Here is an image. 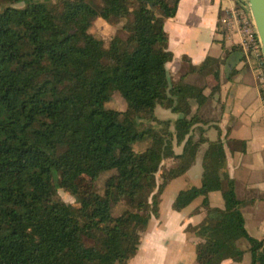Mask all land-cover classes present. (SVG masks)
<instances>
[{"label":"trees","instance_id":"1","mask_svg":"<svg viewBox=\"0 0 264 264\" xmlns=\"http://www.w3.org/2000/svg\"><path fill=\"white\" fill-rule=\"evenodd\" d=\"M179 2L0 0V264H128L159 216L164 188L205 144L200 186L179 191L171 209L201 199L206 219L190 230L200 264L239 259V239L250 245V264H264V241L247 234L222 167L223 144L205 137L203 89L171 84L166 70L164 25ZM236 8L244 9L238 0ZM97 19L122 24L124 34L95 38ZM233 52L244 59L238 46ZM114 94L124 110L105 107ZM158 105L178 118L159 120ZM102 176V194L83 197L80 181L89 191L87 180ZM56 190L78 205L57 199ZM212 192L223 209L210 207Z\"/></svg>","mask_w":264,"mask_h":264},{"label":"crops","instance_id":"2","mask_svg":"<svg viewBox=\"0 0 264 264\" xmlns=\"http://www.w3.org/2000/svg\"><path fill=\"white\" fill-rule=\"evenodd\" d=\"M235 1L180 0L176 15L164 25L168 35L167 50L172 54L166 70L169 77L175 75L182 79L187 75V64L183 62V58L187 57L193 67H198L213 57L223 63V75L227 84L219 91L220 97L213 99L215 108L222 104L221 118L218 124L204 127L205 137L210 142L219 139L223 144L225 160L222 167L234 180L244 228L251 238L264 241V98L260 94L253 59L244 56L245 61L251 59L248 66L239 53L229 54L238 42V36L234 34L224 40L223 47L219 42H214L223 40L218 33V16L222 6L226 7L225 10L234 9ZM238 1L245 9L247 0ZM212 94L214 91L208 88L203 90V95L207 98L212 97ZM194 109L195 107L192 112ZM155 114L161 121L168 118L173 122L178 118L177 114L159 105ZM217 127L221 130L208 137L212 128L216 130ZM206 148V144L201 146L194 165L186 174L172 180L164 188L160 197L159 216L149 220L141 235L135 264H193L196 244L193 243L190 230L204 223L206 209L200 207L201 199L181 212L173 211L171 205L179 191L189 188L187 184L190 187L200 186L202 156ZM174 185L179 187L170 198L165 199L166 192ZM208 199L211 208L223 209L224 203L219 192L210 193ZM235 245L244 254L235 261L226 260L222 264H250L249 243L245 239H239ZM170 252L171 261L168 254Z\"/></svg>","mask_w":264,"mask_h":264},{"label":"rangeland","instance_id":"3","mask_svg":"<svg viewBox=\"0 0 264 264\" xmlns=\"http://www.w3.org/2000/svg\"><path fill=\"white\" fill-rule=\"evenodd\" d=\"M57 0H37V2L40 3H44L47 6H51L53 3H55ZM237 3V0L235 1V5ZM226 8L225 6H222V9L220 10V15L225 11ZM236 8V6H235ZM244 13L249 15V8L248 5H246L245 9H243ZM220 19H218V33L221 37V39H228L230 37H232L234 34L231 33H223V27L219 22ZM123 23V22H122ZM121 25H118L116 27H111L109 25H107L104 21H102L101 19H97L94 21L90 32L91 34L99 39V40H104L107 41L108 39H110L111 37L115 36V35H123L124 32L120 29ZM219 50H221L220 47H218ZM243 53V52H242ZM243 55L245 56V54L243 53ZM251 58V57H250ZM189 59L183 58V62H186L187 66H186V70L185 73L187 74L184 78L179 79V77H175V75H172L170 77V82L171 84H178L181 86H192L195 88H202L203 90L205 88H208L211 91H214V94H212V97L207 98V100L205 101V103L202 104L200 110L198 111L199 116L201 117L200 121L202 119H206V121L208 122V126H211L212 124H218L221 118V108L220 106L222 104H220L218 106V108H215V104L213 103V99H218L220 97V92L222 90L223 85L225 86L227 84V81L225 80V77L223 75V69H222V62L221 60L213 57L211 58L209 61H207L204 64H201L198 67H193L192 64L188 61ZM242 61H245L242 60ZM247 61V62H246ZM245 63H247V65L249 66V62L251 61V59H246ZM254 61V60H253ZM258 83V81H257ZM219 89V90H218ZM105 107L107 109H117V110H124L125 109V103L122 101V99L114 94L111 101L109 103H107L105 105ZM164 109L167 110V108L163 107ZM207 112H206V111ZM163 117V116H161ZM164 121H171L172 119L169 120L168 118H164ZM175 121V120H174ZM216 130H212L209 132L208 137L212 136V134H215L216 131L218 132V130L221 128L217 127L215 128ZM147 140L138 142L134 145V150L135 151H143L146 147H147ZM176 152H180L181 148H175ZM200 151V150H199ZM199 153V152H198ZM199 162V159H198ZM158 177V175H157ZM156 177V178H157ZM105 176L102 177H98L95 180H87L90 182V190L88 191V183L85 180H81L80 181V190L82 192H87L85 194H83V197H91L92 194H102L104 186H103V182H104ZM158 181V179H157ZM159 185V183H158ZM179 185V184H178ZM178 185H174L173 187H171L168 192H166L165 195V199H168L171 197L172 193L174 192L175 189H177L179 186ZM187 186L189 188H191L190 184H187ZM187 188V189H189ZM56 197L57 199L61 200L62 202L72 205V206H77L78 205V199L74 198L66 193H64L62 190H56ZM169 254V260L172 259V254L171 252L168 253ZM136 256V255H135ZM135 256L128 262V264H135L136 260H135ZM171 261V260H170ZM169 261V262H170ZM201 260L198 259L197 254L195 253V256H193V264H200ZM139 264V263H137Z\"/></svg>","mask_w":264,"mask_h":264},{"label":"built area","instance_id":"4","mask_svg":"<svg viewBox=\"0 0 264 264\" xmlns=\"http://www.w3.org/2000/svg\"><path fill=\"white\" fill-rule=\"evenodd\" d=\"M223 27V33H233L239 40L235 46L241 48L245 57L254 60V72L260 87V94L264 98V68L263 58L260 57V46L250 16L244 13L242 8L225 10L219 20Z\"/></svg>","mask_w":264,"mask_h":264},{"label":"water","instance_id":"5","mask_svg":"<svg viewBox=\"0 0 264 264\" xmlns=\"http://www.w3.org/2000/svg\"><path fill=\"white\" fill-rule=\"evenodd\" d=\"M247 5L264 61V0H247Z\"/></svg>","mask_w":264,"mask_h":264}]
</instances>
